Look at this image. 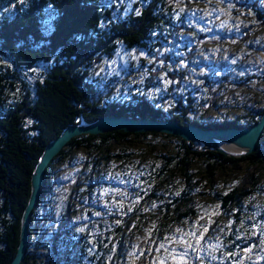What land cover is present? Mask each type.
I'll return each instance as SVG.
<instances>
[{"label": "rangeland", "instance_id": "obj_1", "mask_svg": "<svg viewBox=\"0 0 264 264\" xmlns=\"http://www.w3.org/2000/svg\"><path fill=\"white\" fill-rule=\"evenodd\" d=\"M168 2L152 30L160 44L138 52L120 46L92 70L93 77L120 78L108 100L145 96L166 113L178 99L192 100L189 116L206 121L257 111L264 103V23L243 0ZM177 144L174 135L147 131L110 140L105 155L72 148L54 163L40 230L45 237L57 230L68 202L64 218L86 234L102 264H264V161L240 160L208 177L201 157L184 168L176 163ZM233 186L248 193L220 213L213 193Z\"/></svg>", "mask_w": 264, "mask_h": 264}, {"label": "trees", "instance_id": "obj_2", "mask_svg": "<svg viewBox=\"0 0 264 264\" xmlns=\"http://www.w3.org/2000/svg\"><path fill=\"white\" fill-rule=\"evenodd\" d=\"M129 1L0 0V264H9L16 251L33 167L46 143L67 124L81 118L90 122L105 114H128L175 119L203 128L245 127L257 121L264 110L263 103L247 116L206 121L189 116L192 100L183 103L178 99L169 113L145 96L108 100V92L120 78L114 73L108 78L93 77L96 64L113 58L120 46L135 52L140 48L151 51L160 44L152 30L165 17L164 10H169L168 0ZM243 2L264 23L259 1ZM129 133L134 132L80 134L53 156L45 167L37 204L30 215L28 244L20 264H102V256L89 251L86 234H78L64 218L66 206L58 220L62 225L46 237L40 230L38 213L42 208L49 213L44 199L51 191L56 158L68 155L77 146L105 150L104 144ZM139 133L143 132L134 134ZM174 136L178 140L176 163L184 168L192 158L201 157L208 177L218 167L240 160L264 161V128L254 151L242 156L201 150ZM247 193L236 186L213 193L218 198V211L229 212ZM176 200L183 201L184 195ZM239 213V208L234 211L235 219Z\"/></svg>", "mask_w": 264, "mask_h": 264}, {"label": "water", "instance_id": "obj_3", "mask_svg": "<svg viewBox=\"0 0 264 264\" xmlns=\"http://www.w3.org/2000/svg\"><path fill=\"white\" fill-rule=\"evenodd\" d=\"M263 128L264 110L257 121L245 127L203 128L193 123L182 124L175 119L137 118L128 114H105L90 122L81 118L78 122L67 124L56 137L46 143L33 167L30 176V193L21 216L19 240L9 264H20L24 258L29 238L30 215L37 204L45 167L70 138L80 134H98L113 130L134 133L155 131L180 136L187 142L198 141L204 149H213L231 156H242L254 151ZM223 145L232 146L233 149L240 151L230 152Z\"/></svg>", "mask_w": 264, "mask_h": 264}, {"label": "flooded vegetation", "instance_id": "obj_4", "mask_svg": "<svg viewBox=\"0 0 264 264\" xmlns=\"http://www.w3.org/2000/svg\"><path fill=\"white\" fill-rule=\"evenodd\" d=\"M103 151H100V154L102 155H105L106 153H102ZM66 156H68V155H66ZM66 156H64V157H66ZM64 157H58V158H56V160L55 161H58V160H60V159H62V158H64ZM175 158V157H174ZM55 161H54V163H55ZM167 161H170V160H168V158H167V156H166V158H165V163L167 162ZM167 164V163H166ZM171 164V163H170ZM169 163H168V165H170ZM167 165V166H168ZM53 168H54V164H53ZM158 171L160 172V173H162V171H160V168H158ZM159 172H154V175L156 174H158L159 175ZM161 175V174H160ZM157 177H160V176H157ZM53 183H54V180L52 179V186H51V190H52V187H53ZM67 205V206H66ZM65 206L67 207V209L69 210V204H68V202L67 203H65ZM68 214H69V211L67 212V214L65 215L66 217L68 216ZM64 216V217H65Z\"/></svg>", "mask_w": 264, "mask_h": 264}, {"label": "bare ground", "instance_id": "obj_5", "mask_svg": "<svg viewBox=\"0 0 264 264\" xmlns=\"http://www.w3.org/2000/svg\"><path fill=\"white\" fill-rule=\"evenodd\" d=\"M223 147L226 148L228 151L234 152V153H237L238 151H240V150H237V149H233V147L229 146V145H223Z\"/></svg>", "mask_w": 264, "mask_h": 264}]
</instances>
